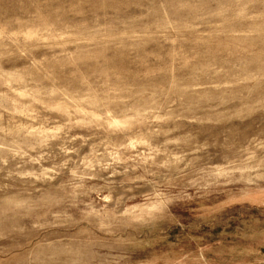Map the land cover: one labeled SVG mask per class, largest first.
<instances>
[{
	"label": "rangeland",
	"instance_id": "374dc122",
	"mask_svg": "<svg viewBox=\"0 0 264 264\" xmlns=\"http://www.w3.org/2000/svg\"><path fill=\"white\" fill-rule=\"evenodd\" d=\"M0 264H264V0H0Z\"/></svg>",
	"mask_w": 264,
	"mask_h": 264
}]
</instances>
